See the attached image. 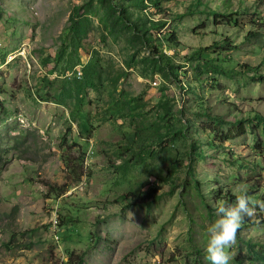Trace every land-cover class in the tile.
<instances>
[{
    "label": "rangeland",
    "instance_id": "rangeland-1",
    "mask_svg": "<svg viewBox=\"0 0 264 264\" xmlns=\"http://www.w3.org/2000/svg\"><path fill=\"white\" fill-rule=\"evenodd\" d=\"M158 2L0 0V264H209L242 187L229 264H257L264 0Z\"/></svg>",
    "mask_w": 264,
    "mask_h": 264
},
{
    "label": "clouds",
    "instance_id": "clouds-1",
    "mask_svg": "<svg viewBox=\"0 0 264 264\" xmlns=\"http://www.w3.org/2000/svg\"><path fill=\"white\" fill-rule=\"evenodd\" d=\"M215 211V219L206 228L205 259L209 264H229V250L236 238L237 230L246 217L254 215V202L249 199L247 188L242 187L234 203L227 205L220 203Z\"/></svg>",
    "mask_w": 264,
    "mask_h": 264
},
{
    "label": "trees",
    "instance_id": "trees-1",
    "mask_svg": "<svg viewBox=\"0 0 264 264\" xmlns=\"http://www.w3.org/2000/svg\"><path fill=\"white\" fill-rule=\"evenodd\" d=\"M135 1H141V2H144V0H135ZM152 3H154L156 6H157V8H159L160 7V4H159V2H158V0H150ZM77 11V10H76ZM71 18H72V20H74L75 19V17L74 16H71ZM76 26H78V28L76 29L77 30V32H79L80 31V33H82V32H84L81 28H80V26L79 25H76ZM75 30V29H74ZM170 36L168 37V41L169 42H172V43H174V42H176L177 43V36H176V33H175V31H171L170 32V34H169ZM144 40L146 41V40H149V38H144ZM176 45H178V44H176ZM154 51H155V53H157V54H159L160 52L159 51H161L160 50V47H159V45H157L156 44V46H155V48H154ZM166 55V54H165ZM168 55V54H167ZM225 56H220V55H218V56H215V57H213L212 59H210L211 60V62L213 63V64H211V67H212V69L213 70H216V71H220V72H225L224 71V68H223V66H221L220 65V62L221 63H224L226 60H225ZM220 67V68H219ZM264 76H259V78L261 79V78H263ZM126 106V105H125ZM133 106V104H132V101L131 100H129V108L130 107H132ZM127 107V106H126ZM117 113H118V115L119 116H123V113L121 112V111H117ZM264 119V117H261L260 116V119ZM91 127H93V126H91ZM94 128V127H93ZM85 130H87L88 132L90 131L89 129H85ZM208 143L210 144H213V142L211 141V140H208ZM128 169L129 168H126V170H125V172L124 173H126L127 171H128ZM76 183H79V180H77V181H75ZM75 183V184H76ZM71 187V185L69 186H67V185H63L62 187H58L57 189H53V190H50V192L51 193H56L57 192V194H58V196H63L64 195V193H66L67 191V189H69ZM55 188V187H54ZM59 191V192H58ZM133 193L132 192H130V195H132ZM123 197L124 198H126L124 195H123ZM59 226H60V219H59ZM250 260H254V258L255 259H257L256 260V263L257 264H264V246L263 247H261V249H260V252H258V251H256L255 249H254V247L252 246V245H250ZM70 256L72 255L71 253L69 254ZM240 258H242L240 255L239 256H236L235 258H234V261H236V262H238V263H240V264H243V262L240 260ZM81 263V261L78 263V264H80Z\"/></svg>",
    "mask_w": 264,
    "mask_h": 264
},
{
    "label": "built area",
    "instance_id": "built-area-1",
    "mask_svg": "<svg viewBox=\"0 0 264 264\" xmlns=\"http://www.w3.org/2000/svg\"><path fill=\"white\" fill-rule=\"evenodd\" d=\"M75 77L78 78V79L81 78V72L79 70H77L76 73L74 74V78ZM52 225L54 227H59V219H57V217L53 220Z\"/></svg>",
    "mask_w": 264,
    "mask_h": 264
}]
</instances>
